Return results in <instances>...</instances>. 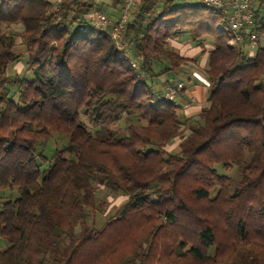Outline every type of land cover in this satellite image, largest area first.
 I'll list each match as a JSON object with an SVG mask.
<instances>
[{
    "label": "trees",
    "instance_id": "trees-1",
    "mask_svg": "<svg viewBox=\"0 0 264 264\" xmlns=\"http://www.w3.org/2000/svg\"><path fill=\"white\" fill-rule=\"evenodd\" d=\"M108 7L0 0V190L19 193L0 206V264H264L262 5L249 55L228 45L223 13L140 0L121 32L138 70L109 26L89 24L94 10L118 18L124 3ZM182 37L197 58L173 50ZM202 56L206 100L185 117L184 85L171 101L153 87L188 79ZM22 59L25 74L11 79ZM54 135L65 143L50 148ZM95 185L126 198L98 228Z\"/></svg>",
    "mask_w": 264,
    "mask_h": 264
},
{
    "label": "built area",
    "instance_id": "built-area-1",
    "mask_svg": "<svg viewBox=\"0 0 264 264\" xmlns=\"http://www.w3.org/2000/svg\"><path fill=\"white\" fill-rule=\"evenodd\" d=\"M124 7L121 16L116 19H109L104 12L94 10L89 16V24L92 27L109 26V36L114 45L121 53V57L127 61L134 70L139 69L136 61L129 60V54L126 49L127 43L121 38V32L124 29V23L127 12L131 6L136 5L140 0H122ZM200 6L208 9L217 10L226 15L227 28L231 33L228 45L237 47L238 45L248 46L249 55L254 52L250 49L257 43L258 34L255 31L256 24L254 20V10L258 0H196ZM82 30H86L84 27ZM140 59V58H138ZM141 77V74H139ZM183 89L182 83L169 85L164 92L163 100L171 101L177 93Z\"/></svg>",
    "mask_w": 264,
    "mask_h": 264
},
{
    "label": "rangeland",
    "instance_id": "rangeland-1",
    "mask_svg": "<svg viewBox=\"0 0 264 264\" xmlns=\"http://www.w3.org/2000/svg\"><path fill=\"white\" fill-rule=\"evenodd\" d=\"M52 2H55L56 0H51ZM98 1L100 0H95V3H98ZM110 0H103V6L105 8L106 11H110L111 8L107 6V4H109ZM178 2L181 4H188V5H197V1L196 0H178ZM264 4V2H263ZM199 5V4H198ZM262 12L264 13V5L262 7ZM128 13V12H127ZM105 14V13H104ZM101 27H105V26H101ZM18 29V31L20 30V28H16V30ZM172 44V42H171ZM259 46L261 48H264V38L261 39ZM254 53L257 50V45L251 47ZM15 53H19V54H24V48L21 46L20 44V39L16 38V45L13 48ZM176 51H179L180 49H173ZM184 50V49H183ZM190 67V70L193 71V69L195 68V70H197L199 73L202 72V70L200 68H198V65H194V66H190L188 65V68ZM186 68V69H188ZM25 64H24V59L16 62L15 64L9 66L8 68V75L11 79L14 78L15 75H23L25 74ZM176 80H182L185 83H189L187 77L185 75H176ZM165 85L164 84H159L153 87V90L155 91H160L162 94L165 92ZM122 127V124L120 125V129ZM55 138V141H54ZM65 138V137H64ZM66 139V138H65ZM49 142H51L50 144L52 146H49L50 148L54 147L56 148V146L58 145L59 147L62 146L65 142L62 138H59L58 136L54 135L53 139L50 140ZM45 147V146H44ZM43 146L41 148H44ZM178 150V143L175 142L173 143L170 148L169 151L171 152H177ZM224 174H231L232 171H221ZM96 189H97V197L100 200V202L102 203L103 207L102 208H98L97 209V213L89 214V223H93L95 227H101L106 220H108L109 218H111L114 213L115 210L125 201V196L122 195L119 192H114L113 190H110L109 188L105 187V186H101V185H95ZM19 197V193L17 191V188H13V189H5V190H0V206L3 202L8 201V200H14L16 198ZM0 244L5 247L7 246V244H5L2 240H0Z\"/></svg>",
    "mask_w": 264,
    "mask_h": 264
},
{
    "label": "crops",
    "instance_id": "crops-1",
    "mask_svg": "<svg viewBox=\"0 0 264 264\" xmlns=\"http://www.w3.org/2000/svg\"><path fill=\"white\" fill-rule=\"evenodd\" d=\"M263 2L264 0H258L257 4H261L263 7ZM171 46L173 49H180L179 52L183 53L184 56L190 59L197 58L200 53V48L192 45L189 40L184 37L173 40ZM205 60V56L198 58L197 65L198 68L202 70V72L199 73L194 68L188 77L189 83H185L182 80L177 81L184 85L185 91L176 98L175 103L181 106L182 113L185 115V117L197 115L202 105L205 103L207 93L206 81L203 75V66L205 64ZM166 87L167 85H165L164 89H166Z\"/></svg>",
    "mask_w": 264,
    "mask_h": 264
}]
</instances>
